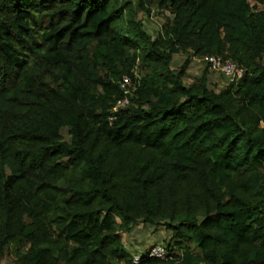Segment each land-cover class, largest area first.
I'll return each mask as SVG.
<instances>
[{
  "label": "trees",
  "instance_id": "obj_1",
  "mask_svg": "<svg viewBox=\"0 0 264 264\" xmlns=\"http://www.w3.org/2000/svg\"><path fill=\"white\" fill-rule=\"evenodd\" d=\"M253 1L263 9L0 0V261L135 264L122 233L145 224L171 232L172 258L149 248L139 264H264V0ZM152 9L165 14L155 37L138 17ZM210 55L242 79L212 88L206 65L188 82L191 59Z\"/></svg>",
  "mask_w": 264,
  "mask_h": 264
},
{
  "label": "rangeland",
  "instance_id": "obj_2",
  "mask_svg": "<svg viewBox=\"0 0 264 264\" xmlns=\"http://www.w3.org/2000/svg\"><path fill=\"white\" fill-rule=\"evenodd\" d=\"M132 4L135 5L136 0H131ZM250 4L254 7L257 6V10H262L263 7L256 4L253 0H248ZM139 19L144 22V26L146 30L153 36H157V34L161 31L162 26L165 22V14L159 12L157 9H152L150 16L143 15L141 13L138 14ZM187 59V55L178 54L175 55L172 61V67L177 69ZM205 61L193 57L189 64L187 70V81L192 82L196 77L202 75L203 71L206 68ZM208 78L210 81V86L216 89H222L229 83V79L225 78L223 75L213 71L212 69L208 70ZM63 136L67 139L68 133L67 130H62ZM171 232L165 230L163 227H156L152 225L138 224L135 226L132 233H122L123 242L127 248V250L131 254L138 255L140 252L147 251L149 248L155 245H164L165 242L169 240L171 237ZM13 257L8 255L6 258L0 261V264H15Z\"/></svg>",
  "mask_w": 264,
  "mask_h": 264
},
{
  "label": "built area",
  "instance_id": "obj_3",
  "mask_svg": "<svg viewBox=\"0 0 264 264\" xmlns=\"http://www.w3.org/2000/svg\"><path fill=\"white\" fill-rule=\"evenodd\" d=\"M203 61H205V63L209 66V69H212L213 71L223 75L225 78L229 79L230 82H238L244 75L243 68H241L232 60L224 59L221 56L210 55L205 57ZM127 86L131 87L132 82L130 78L125 77L123 79L122 87L128 90ZM127 102V99L124 101H120L118 107L127 104ZM145 256L148 259L156 258L160 260H167L172 258L167 248L161 244L151 247V249L146 252ZM133 262L135 264H139L141 262V257L139 255L134 256Z\"/></svg>",
  "mask_w": 264,
  "mask_h": 264
}]
</instances>
